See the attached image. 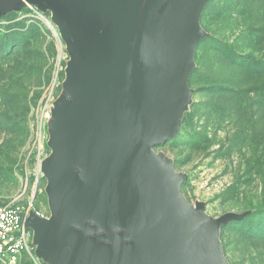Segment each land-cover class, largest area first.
Returning a JSON list of instances; mask_svg holds the SVG:
<instances>
[{"label": "water", "instance_id": "1", "mask_svg": "<svg viewBox=\"0 0 264 264\" xmlns=\"http://www.w3.org/2000/svg\"><path fill=\"white\" fill-rule=\"evenodd\" d=\"M208 0H0V15L52 11L70 56L50 119L51 216L29 211L47 264H227L212 218L179 192L185 179L153 148L177 135L190 101Z\"/></svg>", "mask_w": 264, "mask_h": 264}, {"label": "rangeland", "instance_id": "2", "mask_svg": "<svg viewBox=\"0 0 264 264\" xmlns=\"http://www.w3.org/2000/svg\"><path fill=\"white\" fill-rule=\"evenodd\" d=\"M200 25L190 101L177 135L153 151L185 176L179 192L190 206L238 215L218 230L227 264H264V0H208ZM69 63L51 10L0 15V202L33 197L44 218L40 164L52 152L50 119Z\"/></svg>", "mask_w": 264, "mask_h": 264}, {"label": "built area", "instance_id": "3", "mask_svg": "<svg viewBox=\"0 0 264 264\" xmlns=\"http://www.w3.org/2000/svg\"><path fill=\"white\" fill-rule=\"evenodd\" d=\"M33 208V197L0 202L1 264H27L39 260L35 255L33 232L24 222L29 211L38 214Z\"/></svg>", "mask_w": 264, "mask_h": 264}, {"label": "bare ground", "instance_id": "4", "mask_svg": "<svg viewBox=\"0 0 264 264\" xmlns=\"http://www.w3.org/2000/svg\"><path fill=\"white\" fill-rule=\"evenodd\" d=\"M42 163V162H41ZM40 170H41V164H40ZM42 172V171H41ZM43 174V173H42ZM196 208H194V210H195Z\"/></svg>", "mask_w": 264, "mask_h": 264}]
</instances>
